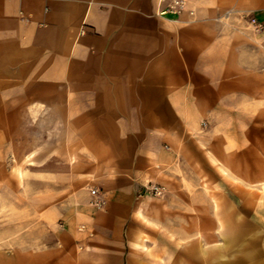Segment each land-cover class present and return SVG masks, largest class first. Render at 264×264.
Segmentation results:
<instances>
[{
  "label": "crops",
  "instance_id": "obj_1",
  "mask_svg": "<svg viewBox=\"0 0 264 264\" xmlns=\"http://www.w3.org/2000/svg\"><path fill=\"white\" fill-rule=\"evenodd\" d=\"M170 1L0 0V210L47 228L17 264H185L216 234L264 143V0Z\"/></svg>",
  "mask_w": 264,
  "mask_h": 264
},
{
  "label": "rangeland",
  "instance_id": "obj_2",
  "mask_svg": "<svg viewBox=\"0 0 264 264\" xmlns=\"http://www.w3.org/2000/svg\"><path fill=\"white\" fill-rule=\"evenodd\" d=\"M229 147L236 151L234 172H240L242 147L240 144ZM244 155L248 157L249 177H227V182L222 183L221 188L226 189L222 192L223 198L221 193L218 195L220 225L216 234L209 235L207 226L203 225L205 220L201 219V226L195 227L194 235L186 234L185 240L180 242L186 254L194 255L186 257L185 264H264V143L258 147L250 145L248 154ZM163 193L152 195L160 198ZM25 201L23 212L0 210V264H17L18 249H25L28 254L47 237V228L39 226L28 195ZM142 238L149 241H139L134 248L152 249L155 240L145 234Z\"/></svg>",
  "mask_w": 264,
  "mask_h": 264
},
{
  "label": "built area",
  "instance_id": "obj_3",
  "mask_svg": "<svg viewBox=\"0 0 264 264\" xmlns=\"http://www.w3.org/2000/svg\"><path fill=\"white\" fill-rule=\"evenodd\" d=\"M186 7V0H171L167 9L162 13L169 12L172 14H177L182 12ZM249 23L253 25L256 29L260 30L263 28V24L257 20L256 17H250ZM150 190L155 195H161L165 191V187L161 185H151ZM91 194L94 196L90 201L91 204L102 207L105 204L104 199L98 197V190L92 189Z\"/></svg>",
  "mask_w": 264,
  "mask_h": 264
}]
</instances>
